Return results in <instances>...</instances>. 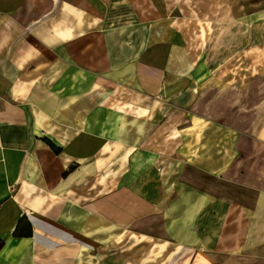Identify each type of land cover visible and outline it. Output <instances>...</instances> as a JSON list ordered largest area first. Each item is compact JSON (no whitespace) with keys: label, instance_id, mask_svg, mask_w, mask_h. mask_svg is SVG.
<instances>
[{"label":"crops","instance_id":"0c3cea01","mask_svg":"<svg viewBox=\"0 0 264 264\" xmlns=\"http://www.w3.org/2000/svg\"><path fill=\"white\" fill-rule=\"evenodd\" d=\"M217 76L264 78V0H0V264L263 247L264 189L226 188L264 100L198 115Z\"/></svg>","mask_w":264,"mask_h":264},{"label":"rangeland","instance_id":"374dc122","mask_svg":"<svg viewBox=\"0 0 264 264\" xmlns=\"http://www.w3.org/2000/svg\"><path fill=\"white\" fill-rule=\"evenodd\" d=\"M235 65L239 67L241 64ZM258 77H251L248 83L244 81V84L237 85L236 81L233 86L226 85L229 86L226 87V91L225 82L219 76L213 82L203 84L196 106L198 115L214 116L219 119L220 116H225L226 121L230 117L236 123L240 121V125L248 129L254 113L259 109L258 104L264 100V78L257 79ZM260 111L257 126L264 122V107ZM236 123L235 126H237ZM245 147L246 164L243 168L235 166L233 174H230L233 183L226 188L233 197V201L240 205L249 201V198H253L258 190L264 189V144L247 138ZM179 253L174 264H264V246L233 253L214 254L183 248Z\"/></svg>","mask_w":264,"mask_h":264}]
</instances>
